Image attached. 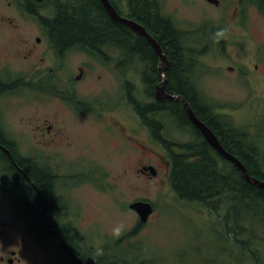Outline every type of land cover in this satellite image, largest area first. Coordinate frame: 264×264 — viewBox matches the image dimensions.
I'll use <instances>...</instances> for the list:
<instances>
[{
  "label": "rangeland",
  "instance_id": "1",
  "mask_svg": "<svg viewBox=\"0 0 264 264\" xmlns=\"http://www.w3.org/2000/svg\"><path fill=\"white\" fill-rule=\"evenodd\" d=\"M180 1L162 0V4L173 21L176 20L188 28L205 24L204 30L198 35L207 43L214 40L212 32L214 33L217 28L222 27L227 30L222 39L223 44L210 45L209 57H201L198 63L207 72L206 77L203 78V94L208 100L218 105L217 110L221 112V115L231 121L235 127L237 125V132H235L237 139L254 152L256 160L263 161L264 15L259 13L254 5L245 3V0L240 2L244 5L243 13H238L234 9L235 12L231 14L233 7L230 6L227 15L225 9L212 8L198 0H195L197 5L191 6H184ZM232 1L235 0H222L223 3L231 4ZM10 6L8 0H0V62L8 64L6 66L8 71L11 72L28 64L37 65L38 68L59 69L55 64L53 65L54 62L62 66V75L68 74L73 82L76 80L74 77L78 75V67L88 65L93 76H89L84 83H76L80 95H86L93 100L96 99L98 96L96 92L99 91V103L106 102L115 110L119 107L117 97L120 95L121 85L118 83V78L113 73L112 76L104 65L101 67L95 65L96 59L87 53L76 49L70 51L69 56L62 57V62L58 59V61L46 60L43 53L48 47L43 45L42 40L40 44L35 43L36 37L44 38L42 30L36 23L39 24L40 18L52 16L53 12L49 13L46 8H42L35 20L28 13L15 12V8ZM198 43V41L194 43L196 49ZM30 49H32L31 54H27ZM24 55L28 57L26 61L23 60ZM230 55L232 58H229ZM42 58L45 61L43 66H40ZM255 64H258L257 70H255ZM139 66L142 67V65ZM228 66L235 67V72L228 71ZM134 75V99L138 101L142 95L145 96V92L142 94L137 92L140 91V81L137 77L138 73L135 72ZM199 79L200 77L196 78L197 83ZM72 82L70 87L74 86ZM100 85L102 86L99 89ZM16 93L18 94L11 96V100L14 97L19 98L11 103L3 102V118L19 124L18 128L27 130L30 141L22 143L25 150H28L27 143H31L33 148L34 145L47 143H39L38 137H33L34 122L42 125L44 121L49 120L54 126L58 124V127L63 129V120L71 121V117L60 109L59 101L54 100L52 96L40 97L30 91ZM19 104L25 105L18 107ZM6 106L8 108L4 109ZM108 106L102 110L107 111ZM102 116L103 113L100 112L99 115L91 116L93 122L84 120L81 123L70 122L69 127L73 138L76 137L78 140L83 138L87 142L88 136H92L98 141L97 127L103 129ZM163 117H161V137L164 136L162 132L165 130L168 140L178 145L189 140V136H184L174 121L167 116ZM94 123L98 126H94ZM113 136L121 144L126 145L118 134ZM138 136L140 140H135L133 150L125 149L121 145L117 146L114 141L107 144H101L100 141L94 143L97 149L95 159L97 164L104 168L102 182L110 186L108 191L103 189L101 192L86 187L84 217L86 228L89 227L86 229L87 233L94 236L98 233L96 237H101L102 248L106 246L110 248V241H121L127 235L133 259L136 255L142 254L149 258L163 260L167 264H223L225 260L228 264L229 257L225 254L228 241L225 242L223 239L225 237L223 233L226 231L222 222V215L226 213V209L220 207L211 213L209 209L197 202L182 200L174 193L168 177L158 176L153 179L141 177L138 172L141 166L151 165L158 170L167 168L162 147L161 158L158 155L151 156L136 146V143L146 144V136L143 133ZM26 137L24 133L18 136L19 139ZM101 139L104 141L108 138L102 135ZM19 150L23 154L27 153L20 147ZM89 157L90 155H85L80 160L70 161L67 163V169H81L80 166L89 164ZM38 165L41 166L42 162L39 161ZM35 168L39 169L36 164ZM139 199L152 202L155 205V212L147 225L139 226L137 230L132 231V227L137 224V217L129 210L128 205ZM231 217L235 221L239 218V214L233 210ZM119 219L124 220L125 230L118 238H111L108 235L110 226ZM6 220L4 239L0 240V255L15 251L21 259V264H48L49 256L33 242L29 229L22 228L20 224L14 231L13 227L16 224L11 223L9 218ZM133 249H135L134 252ZM101 255L104 256V252ZM118 262L120 261L117 260ZM150 262L155 261L150 260Z\"/></svg>",
  "mask_w": 264,
  "mask_h": 264
},
{
  "label": "flooded vegetation",
  "instance_id": "2",
  "mask_svg": "<svg viewBox=\"0 0 264 264\" xmlns=\"http://www.w3.org/2000/svg\"><path fill=\"white\" fill-rule=\"evenodd\" d=\"M8 1L11 5L10 7L15 8V12H20L22 14L28 13L31 18L36 20V16L40 10H37V7L31 1ZM108 1L117 14L123 18L134 20L144 26L141 21L132 15L133 11L130 0ZM218 1V5L205 3L215 8L224 7L226 12H228L231 6L233 7L231 14L235 12L234 9L239 13L245 10L244 7L241 6V0H235L233 4L229 2L223 3L222 0ZM40 2L42 3L43 0ZM98 2L108 15L101 0H98ZM153 7L157 12L158 18L162 22H167L170 25L171 30L174 31L173 34L178 36L179 40L183 31L191 38L190 40H193L192 36L195 34L193 28H188L185 25L175 28L173 23L168 21L170 20L169 18H166V20L163 17V13L166 11L163 7L162 0H153ZM258 11L261 14L263 13L260 10ZM36 25L42 30L44 38L41 39L40 37H36L35 43L40 44L42 40L44 43L43 45L48 47L46 52L43 53V55L46 56V60L53 59L54 61L61 60L62 62V57L66 55L69 56V54H71L69 53L70 51L77 49L96 59H93L95 65L100 67L104 65L112 76L114 74L118 78V83L121 85V92L117 97L119 100L117 105L119 107L115 110V108L108 106L106 102L103 104L99 103V91L96 92L98 96L93 100L86 97V95H80L76 83H84L89 76H93L88 65L78 67V75L74 77L77 81L74 80L72 82L68 74L62 75L63 70H61L62 66H60L59 63L56 64L53 62V65L55 64L59 68L56 70L52 67L38 68L37 65L28 64L10 72L6 68L8 64H1L2 62H0V240L4 239L5 220L9 218L11 223L16 224L13 227L14 231L17 230L20 224H22V228L29 229L33 242L49 256L50 262H48V264H103V259H106L107 256L105 255L103 257L101 253L104 249H111L112 246L110 245V248H108V246L102 248L101 237L98 238V236L96 237L97 234L94 236L87 233L84 217L86 215V209L84 207L86 187H91L92 190L101 192L103 189L108 191L110 186L102 182V169L104 168L97 164L95 159V153L97 152L96 147H94L95 142L100 141L102 142L101 144H107L114 141L117 146L121 145L125 149L133 150L136 142L135 140H140L138 135H142L143 133L146 136V144L136 143V146H139L143 152L149 153L151 156L158 155L161 158V147L165 154V158H169L171 153L174 155L186 154L185 146H182L187 143L191 144V149L206 144L208 149L205 148V150L208 156L215 155L220 158L221 156L191 123L183 107L182 110L188 119V125L183 126L186 123L184 121L179 122L177 118L173 120L184 133V136H189V140L178 145L177 143L167 141L164 137H161V116H165L166 114L170 115V113H167L166 110L161 111V108L156 109L157 101L167 99L156 98L155 93L158 85L161 83V87L165 94L177 96L176 90H172L173 92L171 93L168 92V76L166 72L170 60L168 55L162 50L161 45L159 46L168 64L160 73L158 71L159 57L154 48L147 41L154 51L155 61L157 62L155 71L157 75H159V80H156V74L154 75L153 72V76H149V66L151 65L146 64V62L151 61L136 55L137 53L135 54L132 48H128L129 44L124 45L115 43L114 45L97 46L94 51L97 52L95 54L98 56L101 54L103 55L105 63H102L100 58L91 55V53L84 49H80L78 46H69L63 50H58L54 41L48 36L50 25L41 21L39 24L36 23ZM127 34L130 36V39L133 40L130 32ZM190 42L193 43V41ZM207 46H209L208 43L203 46L201 53L205 55L209 54L210 50ZM181 49L182 47L179 45V52ZM187 50L191 52L194 49L187 46ZM31 52L32 49H30L27 54H31ZM135 55L137 57H135ZM180 56L183 60L184 58L185 60L190 58L191 63L189 64V68H185L184 70L186 72L185 82L189 92L195 93L196 95V93L201 92V88L195 80L198 74V71L194 69L197 59L193 55H190L191 57L188 55L184 56L183 53ZM27 58V55L23 56L24 61H26ZM229 58H232V56L230 55ZM150 59H152V57ZM44 61L45 59L42 58L40 66H43ZM141 63H145L146 65L141 68L139 66ZM17 64L20 65L19 63ZM254 67L255 70H257L258 64H255ZM227 70L233 72L235 67L228 66ZM135 72L138 73L137 77L140 81V91L138 92L141 94L144 92L149 93V97L142 98L136 104L134 99ZM97 78L99 79V77ZM71 82L74 83L73 87H70ZM102 85L104 84L102 83ZM102 85H100L99 89ZM18 91H30L33 94L46 98H48L47 95L52 96L54 100L56 99L59 101L60 109H63L68 117H71V121L63 120V129H60L58 124L54 126L49 120L44 121L42 125H38L34 122L33 137H38L37 142L39 143L47 142L43 145H34L36 150L32 147L31 143H27L28 150L23 148L22 143L30 141L29 133L26 129L18 128L19 124L12 123V121L3 118V102L8 103L9 101L11 103L19 98L14 97V99L11 100V96L18 94L16 93ZM149 104H152L154 107L152 108L153 110L150 111L151 115L146 114L149 118L147 117L144 120L137 109H139L140 106ZM23 105L25 104H19L18 107ZM200 105L205 109L203 103H200ZM7 106L4 109H7ZM107 106L108 110L103 111L102 109ZM100 112L103 113V129L101 130V127L94 123V126H98L97 129H99L98 141L92 136H88L87 142L83 138L79 140L76 137L73 138L69 127L70 122L81 123L82 120L93 122L91 116L99 115ZM135 117L136 120H134ZM200 120L206 124L202 119ZM155 123H158L157 129H155ZM190 129L197 133L196 137L192 138ZM209 129L218 139L220 146L228 151L229 149L221 136L212 128L209 127ZM224 129L226 128L224 127ZM21 133H24L27 137L25 139H19L18 136ZM114 134H118L119 138L122 139L126 145L121 144L117 138L113 136ZM102 135L104 138L107 137L108 139L103 141L101 139ZM32 142L34 143L33 140ZM148 142H152L153 144L149 145L147 144ZM19 147L27 153L23 154L19 150ZM85 155H90L88 165H79L81 169H67V163L80 160ZM39 161L42 162L41 166L38 165ZM35 164L39 169L35 168ZM147 166L151 167V165ZM170 166V161H166L167 169H155L156 175L154 176L149 171L143 169L145 166H141L138 172L141 177L146 179H153L160 176L162 178L168 177L169 180ZM33 172L47 176L50 180L49 200H51L52 206L54 207V214L56 216L55 223H50L44 216L48 201L39 186L30 177V174ZM37 197L41 201V209H39L34 201V198ZM152 206L155 211V205L152 204ZM139 226H141V224L136 225L135 230H137ZM132 231H134V227H132ZM9 254L0 255V264H21V259L16 255L15 251H11Z\"/></svg>",
  "mask_w": 264,
  "mask_h": 264
},
{
  "label": "trees",
  "instance_id": "3",
  "mask_svg": "<svg viewBox=\"0 0 264 264\" xmlns=\"http://www.w3.org/2000/svg\"><path fill=\"white\" fill-rule=\"evenodd\" d=\"M249 1V5L256 6L264 13V3H262L264 0ZM42 4L51 5L54 9L52 16L48 15L39 20L50 25L48 36L54 41L58 50L69 46H78L103 60L102 54L99 56L95 54L97 52L94 49L97 46L114 45L115 43L129 44L128 48H132L135 54L137 53L136 55L151 61L146 62L151 65L149 66V76H153L154 73V75L156 74L155 79L159 80V75L155 71L157 62L154 51L147 40L111 20L98 0H44ZM130 4L132 15L143 23L147 32L161 45L170 60L166 72L168 76L167 88L170 93L173 92L172 90H176L178 99L157 101L156 109L166 110L171 117L177 118L179 122L184 121L186 124L183 126H187L189 122L182 110L183 105L180 100L182 98L196 117L206 122L221 136L229 149L228 151L244 165L247 173L254 179L264 181V160H256L254 152L237 139L232 126L230 127L227 122L224 123L223 119L226 118L217 113L218 105L207 98L205 99L203 92H198L195 95L186 88V72L184 70L189 68L191 62L190 58L183 60L180 55L182 53L184 56L193 55V51L190 52L186 49L185 42L189 41L187 34L182 33L179 40L178 36L173 34L174 31L171 30L170 25L158 18L153 7V0H130ZM200 29L201 27H198L195 32H199ZM129 32L133 40L127 34ZM214 41L221 43V39L218 41L214 39ZM179 45L182 47L180 52ZM136 55L135 57H137ZM151 57L152 59H150ZM146 97H149L148 92ZM136 103L138 101H135ZM200 103H203L205 109L201 107ZM153 107L152 104L143 105L137 111L145 120L148 117L146 114L151 115L150 111L153 110ZM157 126L158 123H155V129ZM182 147L186 149V154L174 155L171 153L169 157L170 182L174 192L182 200L202 203L211 212H215L220 207L226 209V213L222 215V222L226 231L223 233L225 236L223 239L225 242L228 241L225 251L229 257L228 264H264V190L247 182L232 163L215 155L208 156L205 150L206 144L191 149V144L187 143ZM30 177L36 182L48 201L44 212L46 220L55 223L54 207L49 200L51 186L49 178L36 172L31 173ZM34 201L41 209L40 199L37 197L34 198ZM233 210L239 214V218H236L235 221L231 217ZM240 213L242 214L240 215ZM126 240L127 237L121 241H115L111 244V249L103 250L104 256L108 254L106 260H109L104 261L103 264H167L163 260L149 258L142 254L135 256L137 260L133 259L131 248L127 245ZM134 251L135 249H133ZM117 260L120 262L117 263ZM150 260L159 263H151ZM223 264H227L226 260Z\"/></svg>",
  "mask_w": 264,
  "mask_h": 264
},
{
  "label": "water",
  "instance_id": "4",
  "mask_svg": "<svg viewBox=\"0 0 264 264\" xmlns=\"http://www.w3.org/2000/svg\"><path fill=\"white\" fill-rule=\"evenodd\" d=\"M105 6V8L107 9L108 15L110 17L111 20L121 23L127 27H129L130 29H132L134 32H136L138 35L144 37L147 39V41L151 44V46L154 48L155 52L157 53V55L160 58V63H159V72L161 73L162 70L167 66L168 62L166 60V57L163 55L160 46L157 44V42L146 32V30L139 24L125 19L121 16H119L114 9L111 7V5L108 3L107 0H101ZM211 3L214 4H218V2L216 0H207ZM163 86V85H162ZM156 97L158 99H163V98H168V99H172V100H177V97L171 96V95H167L163 92V88L161 87V83L159 84V86L157 87V91H156ZM181 103L183 105V108L185 109L189 120L196 126V128L200 131V133L204 136L205 140L215 149L219 152V154L226 160L232 162L235 167L241 172L242 176L244 177V179L249 182L252 185H255L261 189L264 190V181H260L257 179H254L252 176H250L247 171L246 168L244 167V165L233 155H231L230 153L226 152L219 144L218 139L216 138V136L213 134V132L205 125L203 124L196 116L195 114L192 112V110L190 109L189 105L187 104V102H185L182 98H180ZM151 171L152 175H155V171L153 170L152 167L147 168ZM130 208L135 210L137 212V214L140 217V220L142 223H145L149 217V215L152 213V207L149 203L146 202H135L133 204L130 205Z\"/></svg>",
  "mask_w": 264,
  "mask_h": 264
},
{
  "label": "clouds",
  "instance_id": "5",
  "mask_svg": "<svg viewBox=\"0 0 264 264\" xmlns=\"http://www.w3.org/2000/svg\"><path fill=\"white\" fill-rule=\"evenodd\" d=\"M225 28H217L216 31L213 33V37L215 40L223 39L226 33ZM125 230V222L122 219L117 220L116 222L112 223L110 229L108 231V235L111 238H118L122 232Z\"/></svg>",
  "mask_w": 264,
  "mask_h": 264
},
{
  "label": "bare ground",
  "instance_id": "6",
  "mask_svg": "<svg viewBox=\"0 0 264 264\" xmlns=\"http://www.w3.org/2000/svg\"><path fill=\"white\" fill-rule=\"evenodd\" d=\"M20 1H26V0H20ZM27 1H31L37 7V10H41L42 8H46V10H48L49 12H53L54 11V9L52 8L51 5H43L39 0H27ZM35 2H36V4H35ZM227 152H229V151H227Z\"/></svg>",
  "mask_w": 264,
  "mask_h": 264
}]
</instances>
